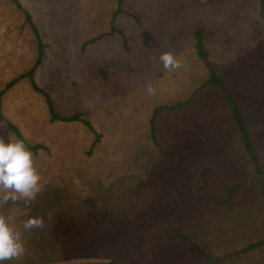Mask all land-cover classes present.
Masks as SVG:
<instances>
[{
    "label": "rangeland",
    "instance_id": "obj_1",
    "mask_svg": "<svg viewBox=\"0 0 264 264\" xmlns=\"http://www.w3.org/2000/svg\"><path fill=\"white\" fill-rule=\"evenodd\" d=\"M17 1L0 0V113L43 146L31 151L41 191L3 209L26 249L5 264H264V244L236 253L264 238V0ZM112 27L124 36L106 35ZM196 29L240 106L255 161L218 89L196 92L209 75ZM38 38L42 64L7 89L33 69ZM167 51L181 68H163ZM35 87L92 130L52 122ZM189 99L150 124L154 107ZM6 124L5 142L20 139ZM29 217L44 226L24 230Z\"/></svg>",
    "mask_w": 264,
    "mask_h": 264
},
{
    "label": "clouds",
    "instance_id": "obj_2",
    "mask_svg": "<svg viewBox=\"0 0 264 264\" xmlns=\"http://www.w3.org/2000/svg\"><path fill=\"white\" fill-rule=\"evenodd\" d=\"M264 23V20L261 21ZM163 68L168 71L181 68V62L171 52H163L159 57ZM149 95H155V89L148 85ZM5 121L0 120V129H6ZM41 191V174L35 166L34 154L27 148L25 142L14 139L9 133L6 143L0 136V264L19 259L25 254L22 233L17 228L13 217L5 215L3 209L20 201L30 203L35 201ZM42 217H29L23 223L24 230L42 228Z\"/></svg>",
    "mask_w": 264,
    "mask_h": 264
},
{
    "label": "trees",
    "instance_id": "obj_3",
    "mask_svg": "<svg viewBox=\"0 0 264 264\" xmlns=\"http://www.w3.org/2000/svg\"><path fill=\"white\" fill-rule=\"evenodd\" d=\"M122 1L123 0H120V2H122ZM18 2L19 1H17L18 8L22 9V6ZM24 12H25V15H26V21L29 24H31V26L34 29L35 34L38 36L39 35V31H38L37 27L33 24L31 15L28 12H26V11H24ZM118 12H122V11L119 9L116 12V14ZM115 33H118V34L124 36V33L122 32V30L117 29L115 27H112L111 31L108 32L106 35H111L112 36ZM204 35L205 34L202 33L201 29H196L195 32H194L195 55H196L197 58L201 59L206 64L207 53L204 50V43H203V40L205 38ZM99 37H101V36H99ZM38 40H39V38H38ZM39 41L40 42L38 43V59L36 61V64L34 65L33 69L31 71H29L28 73L20 76L18 79L14 80L12 83H10L7 86V89L12 88L14 85H16L22 79H25V78L32 79L33 78L34 72L42 64V58H43V55H44V51H45V48L47 47V45L44 44L42 42V40H39ZM94 41H95V39L92 40L91 43H93ZM262 53L264 54V48H262ZM206 67H207L208 72H209L208 78L205 81L202 82L201 86L196 90V92H200L201 89H203V88L205 89L207 87H211V88L213 87L214 89L215 88L218 89L219 93L222 95V97L225 100L226 104L231 109V115H232L233 120H234V122H235V124L237 126V129L240 132L241 141H242V143H243V145H244V147L246 149V152H248V154H250V156L253 159V161H255L256 160L255 159V157H256L255 156V151L251 147V138L248 135L247 126H246V123L244 122V119L242 117V113L240 111L239 104L234 99V97L231 95V93L229 92V90L225 86V84L222 82V80L219 77V75H217V73L211 67H209L207 64H206ZM102 75L106 76V73H103ZM34 89H35V91L37 93H40L41 95H43L44 97H46L48 99L47 94L44 93L42 90L36 89V87ZM4 92H0V109H1V98L4 95ZM192 98L193 97H191L190 99H192ZM190 99L185 101V102H183V103L175 104L173 106H156V107H154L153 110H152V115H151L152 118H150V120H149L150 124L152 123L151 121H152L153 116L155 115V113L159 112L161 109H163V108H168V109L178 108V107L183 106V105L187 104L188 102H190ZM48 104H49V108H50V112H51V120H52V122H56V121L57 122H64V123L83 122L84 124H86L92 130V126H91L90 122L82 119L80 114H74V115L68 116V117L67 116H62V115L58 114L53 109V106H52V103H51L50 99H48ZM0 120H3V121H5V123H8V128L11 131H13L14 133H16V135L20 138V140L24 141V139H23L21 133L19 132L18 128L14 124L9 122L1 113H0ZM152 128H154V127L150 126V129H149L150 134L153 133ZM150 136H152V139H155L154 134H151ZM98 141H99V135H96L94 143H96ZM24 142H25L27 148L30 151H33V152H36L39 148L43 147L41 145L31 146L26 141H24ZM236 186H237V184H232V185H230L229 188L225 187V189H229L228 191H231ZM176 238H178V237H176ZM262 244H264V238H262L260 240H257L255 243L249 244L248 246H246L245 248L240 249L236 253L238 254L239 252L240 253L249 252V251L254 250V249L258 248V247H261ZM236 253H234V254H236ZM218 261H220V260L217 259L216 262L215 261H211V262H208V264H215Z\"/></svg>",
    "mask_w": 264,
    "mask_h": 264
}]
</instances>
